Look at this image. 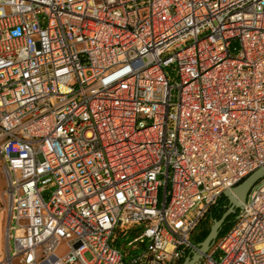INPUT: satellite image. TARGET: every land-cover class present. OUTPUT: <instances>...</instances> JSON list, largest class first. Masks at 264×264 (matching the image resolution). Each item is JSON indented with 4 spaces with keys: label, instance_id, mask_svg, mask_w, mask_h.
Returning <instances> with one entry per match:
<instances>
[{
    "label": "built area",
    "instance_id": "2783aa9c",
    "mask_svg": "<svg viewBox=\"0 0 264 264\" xmlns=\"http://www.w3.org/2000/svg\"><path fill=\"white\" fill-rule=\"evenodd\" d=\"M262 167L264 0H0V264H181ZM235 216L200 264H264Z\"/></svg>",
    "mask_w": 264,
    "mask_h": 264
},
{
    "label": "water",
    "instance_id": "95a60500",
    "mask_svg": "<svg viewBox=\"0 0 264 264\" xmlns=\"http://www.w3.org/2000/svg\"><path fill=\"white\" fill-rule=\"evenodd\" d=\"M262 179H264V167L254 171L239 185L232 188L231 191H225L223 193V197L227 199L229 207L222 214L219 220H214L212 222L208 235L201 243L197 245L198 252L194 253L191 258H186L182 264H200L202 255L209 250L213 241L219 235V231L221 230L225 220L230 215L234 214L236 210L241 209L242 204L245 203L247 195L251 188Z\"/></svg>",
    "mask_w": 264,
    "mask_h": 264
},
{
    "label": "rangeland",
    "instance_id": "374dc122",
    "mask_svg": "<svg viewBox=\"0 0 264 264\" xmlns=\"http://www.w3.org/2000/svg\"><path fill=\"white\" fill-rule=\"evenodd\" d=\"M0 187L3 188V184L1 182ZM224 206H226L227 208L229 207V203L227 201L226 198H223L222 200H220L219 202V208H223ZM237 211V210H236ZM235 211V213H236ZM235 213L230 215L227 218V221L225 222L226 224L221 228V230L219 231V235L217 236L216 240L220 239V237H222L225 233H227L230 228L233 225L234 219H235ZM1 214V213H0ZM2 215H4V213H2ZM212 222L211 219L209 217L204 218L201 223L198 225V227L195 229V231L191 234L189 241L192 245L197 246L205 237L206 233H209V230L211 228ZM135 237V235L133 233H130L126 239H122L120 240L116 246L117 247H121L122 245H124L126 242L131 241L133 238ZM12 245V243H10V246ZM59 253L63 252V247H61L58 251ZM84 258L86 260H89V255H85ZM217 260V256L214 257Z\"/></svg>",
    "mask_w": 264,
    "mask_h": 264
},
{
    "label": "trees",
    "instance_id": "16d2710c",
    "mask_svg": "<svg viewBox=\"0 0 264 264\" xmlns=\"http://www.w3.org/2000/svg\"><path fill=\"white\" fill-rule=\"evenodd\" d=\"M224 197L223 196H221V198L219 199V201L213 206V207H211L210 209H209V211L207 212V214L205 215V217L204 218H206V217H209L210 219H211V222H213L214 220H219L220 219V217L222 216V214L227 210V207L226 206H224L223 208H219V202H220V200H222ZM203 218V219H204ZM227 221V219L225 220V222ZM224 222V224H223V226L226 224ZM222 226V227H223ZM208 235V232L206 233V235H205V237H204V239L206 238V236ZM203 239V240H204ZM202 240V241H203ZM201 241V242H202ZM200 242V243H201ZM181 264H182V262H181Z\"/></svg>",
    "mask_w": 264,
    "mask_h": 264
},
{
    "label": "crops",
    "instance_id": "0c3cea01",
    "mask_svg": "<svg viewBox=\"0 0 264 264\" xmlns=\"http://www.w3.org/2000/svg\"><path fill=\"white\" fill-rule=\"evenodd\" d=\"M5 223L6 216L5 214H0V262L3 260L5 255Z\"/></svg>",
    "mask_w": 264,
    "mask_h": 264
}]
</instances>
